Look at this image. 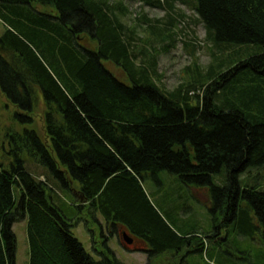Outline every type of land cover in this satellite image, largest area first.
<instances>
[{
  "label": "trees",
  "instance_id": "obj_1",
  "mask_svg": "<svg viewBox=\"0 0 264 264\" xmlns=\"http://www.w3.org/2000/svg\"><path fill=\"white\" fill-rule=\"evenodd\" d=\"M193 2L207 40L248 51L205 74L197 69L169 91L157 83L154 63L138 62L132 32L108 0H0L7 26L0 89L25 114L38 92L46 107L45 139L33 129L8 134L9 167L0 162V264H16L13 226L23 219L29 264H122L108 238L96 260L74 235L84 211L102 227L100 215L111 233L121 228L123 237L139 240L136 251L151 246L149 260L187 246H197L187 253L208 254L200 233L178 231L149 200L143 182L161 172L209 188L213 222L206 238L217 237L220 227L249 237L264 228V190L240 181L248 168L264 166V0ZM25 114L14 119L32 123ZM25 152L46 170L42 176L26 169ZM224 170L226 184L215 185L213 176ZM59 192L73 198L70 213Z\"/></svg>",
  "mask_w": 264,
  "mask_h": 264
},
{
  "label": "rangeland",
  "instance_id": "obj_2",
  "mask_svg": "<svg viewBox=\"0 0 264 264\" xmlns=\"http://www.w3.org/2000/svg\"><path fill=\"white\" fill-rule=\"evenodd\" d=\"M160 1V3H157ZM120 21L132 32L135 53L138 62H152L157 70V83L166 90H174L187 83L196 75L197 69L205 74L211 65L227 62V57L235 52H247L246 49L216 47L207 40L206 30L194 9L193 0H108ZM153 2V3H152ZM154 4V5H151ZM40 12L55 14L50 7L34 6ZM6 24L0 19V35L6 31ZM155 28V29H154ZM89 47L95 43L85 40ZM252 50V48L250 49ZM244 56L246 53H243ZM107 67L124 79L125 74L111 63ZM225 68V67H224ZM198 73V72H197ZM36 102L31 113H24L9 102L0 89V162L8 168L11 156L8 134L33 129L45 139L46 107L41 92L37 93ZM16 113H23L32 119V123L20 125L14 119ZM26 169L40 177L46 170L42 168L27 152L24 154ZM44 180V177L41 178ZM241 185L257 186L264 190V166L250 167L240 175ZM217 186L226 184L225 170L213 176ZM143 187L155 209L172 223L178 231L200 233L205 244V251H190L197 246H187L178 253L167 252L149 260L151 246L136 251V247L126 248L123 230L111 233L100 215L97 219L102 227L93 222V218L84 211L80 213L79 224L73 229L74 235L83 243L86 250L100 260L98 252L103 251L104 241L108 238V246L117 260L122 264H180L182 256L186 255L187 264H264V228L255 231L253 237L238 233L234 226L228 230L219 228L217 237L206 238L205 234L212 229L213 213L209 188L186 186L177 176L169 172H161L157 180L149 177L143 182ZM74 190L77 187L73 184ZM60 203L64 212L70 213L68 205L72 204L68 194L59 192ZM19 198V195H18ZM58 202V201H57ZM59 204V202H58ZM256 224V221L254 222ZM90 229V230H89ZM13 231L17 238L16 264H29V245L27 236V220L14 224ZM199 236V235H198ZM136 244V242H135ZM139 245L141 243L139 242Z\"/></svg>",
  "mask_w": 264,
  "mask_h": 264
},
{
  "label": "water",
  "instance_id": "obj_3",
  "mask_svg": "<svg viewBox=\"0 0 264 264\" xmlns=\"http://www.w3.org/2000/svg\"><path fill=\"white\" fill-rule=\"evenodd\" d=\"M124 241L127 247H130L135 244L134 239L129 237L126 233H124Z\"/></svg>",
  "mask_w": 264,
  "mask_h": 264
},
{
  "label": "flooded vegetation",
  "instance_id": "obj_4",
  "mask_svg": "<svg viewBox=\"0 0 264 264\" xmlns=\"http://www.w3.org/2000/svg\"><path fill=\"white\" fill-rule=\"evenodd\" d=\"M219 234H220V233H219ZM219 234H218V235H219ZM123 238H124V237H123ZM135 242H136V244H134V245H132V246H130V247H128V248L130 249L131 247H132V248H133V247H136V249H137V248H138V244H139L140 241L134 239V243H135Z\"/></svg>",
  "mask_w": 264,
  "mask_h": 264
}]
</instances>
